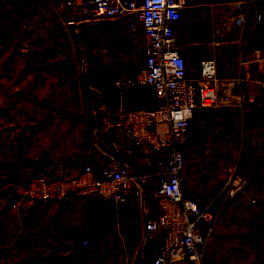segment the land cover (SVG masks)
Instances as JSON below:
<instances>
[{
  "label": "crops",
  "instance_id": "obj_1",
  "mask_svg": "<svg viewBox=\"0 0 264 264\" xmlns=\"http://www.w3.org/2000/svg\"><path fill=\"white\" fill-rule=\"evenodd\" d=\"M67 12L62 0H0V240L17 238L41 264H52L65 249H72L67 264H149L161 238L144 235L147 218L160 211L155 176L145 185L143 202L130 190L121 201L72 195L25 212L10 205L16 187L49 162L89 163L97 177L112 157L147 168L143 154L126 151L130 141L123 133L97 132L93 105L148 106L155 102L154 89L125 83L136 71L130 58L109 72L103 60L86 58L64 25ZM233 24H227L232 42ZM208 113L207 125L195 122L199 132L192 145L182 144L184 193L213 210L228 188L236 196L222 203L205 264H264V232H257L264 227L259 86L250 85L242 110L212 107ZM84 238H91L89 244L81 245ZM16 253H9L7 264H32Z\"/></svg>",
  "mask_w": 264,
  "mask_h": 264
},
{
  "label": "built area",
  "instance_id": "obj_2",
  "mask_svg": "<svg viewBox=\"0 0 264 264\" xmlns=\"http://www.w3.org/2000/svg\"><path fill=\"white\" fill-rule=\"evenodd\" d=\"M67 8L66 25L79 26L92 21H123L131 34L144 38L143 65L125 79V83L151 86L155 102L148 106L108 104L93 105L98 119V133L116 130L130 141L126 151L143 154L147 168L134 169L112 157L102 177L91 164L54 161L38 167L34 174L16 187L10 205L15 212L32 210L39 203L66 200L72 195L94 196L105 201H121L133 190L138 201L145 200V185L151 176L157 179L160 211L145 222L146 238L160 234L158 250L149 264H205L209 241L221 225L220 210L236 196L228 188L217 210L184 193L182 169L186 153L182 144L196 128L197 108L231 107L242 110L251 84L259 86L264 104V43L239 48L237 75L219 76L214 57L182 53L179 44L180 21L187 0H62ZM264 17L261 5L253 0L245 6L231 1L211 4L214 25L212 43L226 40L227 24ZM153 170V171H152ZM231 181V179H230ZM91 238H84L87 245ZM16 251L30 263L41 264L19 241L0 242V263L7 264L9 253ZM72 249L52 257V264H67Z\"/></svg>",
  "mask_w": 264,
  "mask_h": 264
},
{
  "label": "rangeland",
  "instance_id": "obj_3",
  "mask_svg": "<svg viewBox=\"0 0 264 264\" xmlns=\"http://www.w3.org/2000/svg\"><path fill=\"white\" fill-rule=\"evenodd\" d=\"M217 1L226 0H187L180 21L179 44L182 53L186 55L214 57L218 64V75L232 77L237 75L240 44L242 43L243 49H247L264 43V17L260 22H256L250 15L245 25L241 21L233 24L234 27L231 25L234 31V41L228 40V36H226L223 45L216 46L212 43L214 25L210 19V11L211 4ZM229 1L235 6H245L251 4L253 0ZM256 1L264 10V0ZM64 25L66 24L64 23ZM67 26L72 28L74 42L76 45H80V48L85 52V57L103 60L106 72L113 70V66H116L120 60L127 64L129 58L133 62L131 68L138 70L143 65L144 54L141 42L144 41V38L141 33H129L125 29L123 21L98 20L79 26ZM129 43H133V47L131 46V50L127 51L126 45ZM262 77L264 78V74ZM208 110L197 108L193 121L200 122L202 126L207 125L210 119ZM238 110L240 111V109ZM155 201L157 204L159 203L158 196ZM11 240L18 241L17 238L4 241Z\"/></svg>",
  "mask_w": 264,
  "mask_h": 264
},
{
  "label": "water",
  "instance_id": "obj_4",
  "mask_svg": "<svg viewBox=\"0 0 264 264\" xmlns=\"http://www.w3.org/2000/svg\"><path fill=\"white\" fill-rule=\"evenodd\" d=\"M198 132H199L198 130H193V132L188 136V138L186 139V143L188 145H192L193 140H194L195 136L198 134ZM257 232L258 233L264 232V227L257 228Z\"/></svg>",
  "mask_w": 264,
  "mask_h": 264
}]
</instances>
